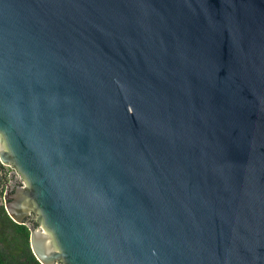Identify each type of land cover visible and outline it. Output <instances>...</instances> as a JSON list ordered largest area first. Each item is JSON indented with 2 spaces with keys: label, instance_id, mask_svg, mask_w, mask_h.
Listing matches in <instances>:
<instances>
[{
  "label": "water",
  "instance_id": "obj_1",
  "mask_svg": "<svg viewBox=\"0 0 264 264\" xmlns=\"http://www.w3.org/2000/svg\"><path fill=\"white\" fill-rule=\"evenodd\" d=\"M0 164L39 264H264V0H0Z\"/></svg>",
  "mask_w": 264,
  "mask_h": 264
},
{
  "label": "trees",
  "instance_id": "obj_2",
  "mask_svg": "<svg viewBox=\"0 0 264 264\" xmlns=\"http://www.w3.org/2000/svg\"><path fill=\"white\" fill-rule=\"evenodd\" d=\"M0 219L10 224L4 226L5 230L16 234L4 233L0 238V264H39L29 250V231L24 226L14 224L0 209Z\"/></svg>",
  "mask_w": 264,
  "mask_h": 264
},
{
  "label": "flooded vegetation",
  "instance_id": "obj_3",
  "mask_svg": "<svg viewBox=\"0 0 264 264\" xmlns=\"http://www.w3.org/2000/svg\"><path fill=\"white\" fill-rule=\"evenodd\" d=\"M24 187L23 180L21 177L17 174L14 168L10 166H3L0 164V209H2L5 213V215L8 217L4 205L6 203H12L14 201V198L17 195V191L21 188ZM9 218V217H8ZM10 219V218H9ZM15 224V223H14ZM10 225L8 223H5L2 219H0V238L3 236V230L4 233H11V234H16L14 231L11 230H5L4 226ZM19 226H24L27 228L29 231L30 235V228L33 229H39L40 227L35 223L34 221V215L29 216L24 220V224L19 225ZM0 246H2L0 242ZM29 246V242H28ZM30 250V246H29ZM31 252V250H30ZM32 254V252H31ZM60 264V263H56Z\"/></svg>",
  "mask_w": 264,
  "mask_h": 264
}]
</instances>
